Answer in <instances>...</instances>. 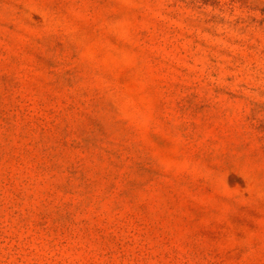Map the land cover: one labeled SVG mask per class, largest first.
Segmentation results:
<instances>
[{
  "label": "rangeland",
  "instance_id": "374dc122",
  "mask_svg": "<svg viewBox=\"0 0 264 264\" xmlns=\"http://www.w3.org/2000/svg\"><path fill=\"white\" fill-rule=\"evenodd\" d=\"M0 264H264V0H0Z\"/></svg>",
  "mask_w": 264,
  "mask_h": 264
}]
</instances>
